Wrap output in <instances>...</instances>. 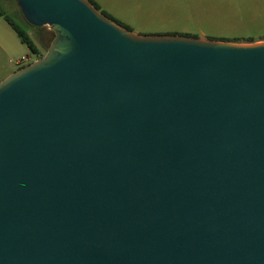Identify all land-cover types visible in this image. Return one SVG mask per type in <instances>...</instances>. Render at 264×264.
<instances>
[{
  "label": "water",
  "instance_id": "1",
  "mask_svg": "<svg viewBox=\"0 0 264 264\" xmlns=\"http://www.w3.org/2000/svg\"><path fill=\"white\" fill-rule=\"evenodd\" d=\"M14 1L53 38L0 82V264H264V41Z\"/></svg>",
  "mask_w": 264,
  "mask_h": 264
},
{
  "label": "rangeland",
  "instance_id": "2",
  "mask_svg": "<svg viewBox=\"0 0 264 264\" xmlns=\"http://www.w3.org/2000/svg\"><path fill=\"white\" fill-rule=\"evenodd\" d=\"M92 1L100 13L138 34H175L236 44L264 41V0ZM0 10L27 34L36 49L31 52L1 16L0 25H4L7 34L6 52L0 50V76H3L45 55L53 33L46 26L26 23L14 0H0ZM21 57L26 61L17 64Z\"/></svg>",
  "mask_w": 264,
  "mask_h": 264
},
{
  "label": "trees",
  "instance_id": "3",
  "mask_svg": "<svg viewBox=\"0 0 264 264\" xmlns=\"http://www.w3.org/2000/svg\"><path fill=\"white\" fill-rule=\"evenodd\" d=\"M97 11H99L97 5L95 2H93L92 0H87ZM102 13V12H101ZM103 14V13H102ZM0 16L4 17V19L7 21V23L10 25V27L12 28V30L14 31V33L16 34V36L20 39V41L25 44L30 50L31 52L35 53L36 49L32 43V41L30 40V38L27 36V34L17 25L15 24L10 18H8L7 16H4L3 12L0 10ZM110 19V18H109ZM114 21V20H112ZM26 22V21H25ZM115 22V21H114ZM27 23V22H26ZM116 23V22H115ZM118 24V23H117ZM120 25V24H118ZM216 41H223V42H229L228 40L224 41V40H216ZM252 42V41H249ZM42 57V56H41Z\"/></svg>",
  "mask_w": 264,
  "mask_h": 264
},
{
  "label": "crops",
  "instance_id": "4",
  "mask_svg": "<svg viewBox=\"0 0 264 264\" xmlns=\"http://www.w3.org/2000/svg\"><path fill=\"white\" fill-rule=\"evenodd\" d=\"M2 19V17L0 16V20ZM4 22L10 27V25L7 23V21L4 19ZM4 26V25H2ZM0 25V50L5 53L6 52V49H7V42H6V28L5 27H2ZM11 28V27H10ZM12 30V28H11ZM13 31V30H12ZM14 32V31H13ZM16 71H9V72H6L5 74H3V76H0V81H2L3 79H5L7 76H9L10 74L14 73Z\"/></svg>",
  "mask_w": 264,
  "mask_h": 264
},
{
  "label": "built area",
  "instance_id": "5",
  "mask_svg": "<svg viewBox=\"0 0 264 264\" xmlns=\"http://www.w3.org/2000/svg\"><path fill=\"white\" fill-rule=\"evenodd\" d=\"M26 59L24 57H21L16 63L21 64L22 62H25Z\"/></svg>",
  "mask_w": 264,
  "mask_h": 264
}]
</instances>
